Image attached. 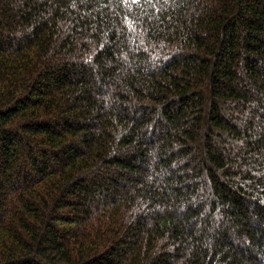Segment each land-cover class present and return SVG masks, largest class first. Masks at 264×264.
I'll return each mask as SVG.
<instances>
[{"label": "trees", "instance_id": "trees-1", "mask_svg": "<svg viewBox=\"0 0 264 264\" xmlns=\"http://www.w3.org/2000/svg\"><path fill=\"white\" fill-rule=\"evenodd\" d=\"M0 264H264V0H0Z\"/></svg>", "mask_w": 264, "mask_h": 264}]
</instances>
